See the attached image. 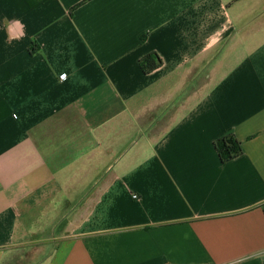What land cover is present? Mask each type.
I'll return each instance as SVG.
<instances>
[{
    "label": "crops",
    "instance_id": "0c3cea01",
    "mask_svg": "<svg viewBox=\"0 0 264 264\" xmlns=\"http://www.w3.org/2000/svg\"><path fill=\"white\" fill-rule=\"evenodd\" d=\"M0 264H264V0H0Z\"/></svg>",
    "mask_w": 264,
    "mask_h": 264
},
{
    "label": "trees",
    "instance_id": "16d2710c",
    "mask_svg": "<svg viewBox=\"0 0 264 264\" xmlns=\"http://www.w3.org/2000/svg\"><path fill=\"white\" fill-rule=\"evenodd\" d=\"M162 59L157 53H150L141 60L145 73H150L162 65ZM216 149L223 162H228L244 153L242 143L234 135H227L215 142Z\"/></svg>",
    "mask_w": 264,
    "mask_h": 264
},
{
    "label": "built area",
    "instance_id": "2783aa9c",
    "mask_svg": "<svg viewBox=\"0 0 264 264\" xmlns=\"http://www.w3.org/2000/svg\"><path fill=\"white\" fill-rule=\"evenodd\" d=\"M134 197H137L136 195Z\"/></svg>",
    "mask_w": 264,
    "mask_h": 264
}]
</instances>
